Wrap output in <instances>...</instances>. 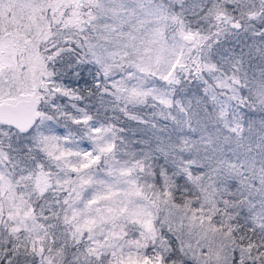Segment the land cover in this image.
Here are the masks:
<instances>
[{"label":"snow or ice","instance_id":"obj_1","mask_svg":"<svg viewBox=\"0 0 264 264\" xmlns=\"http://www.w3.org/2000/svg\"><path fill=\"white\" fill-rule=\"evenodd\" d=\"M0 264H264V0H0Z\"/></svg>","mask_w":264,"mask_h":264},{"label":"trees","instance_id":"obj_2","mask_svg":"<svg viewBox=\"0 0 264 264\" xmlns=\"http://www.w3.org/2000/svg\"><path fill=\"white\" fill-rule=\"evenodd\" d=\"M248 115L252 117L253 119H255L256 121H259V119L261 118L260 113H248Z\"/></svg>","mask_w":264,"mask_h":264}]
</instances>
